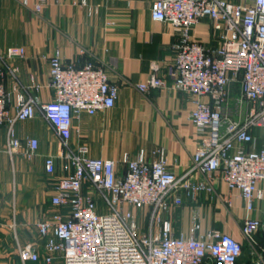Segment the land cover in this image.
Wrapping results in <instances>:
<instances>
[{"label":"built area","instance_id":"obj_1","mask_svg":"<svg viewBox=\"0 0 264 264\" xmlns=\"http://www.w3.org/2000/svg\"><path fill=\"white\" fill-rule=\"evenodd\" d=\"M34 9L40 10V2ZM150 17L172 26V83L190 95L188 118L200 137L181 174L168 167L162 147L152 151L151 161L142 153L135 158L124 153L115 161L70 144L73 117L112 107L118 94L101 65L82 59L83 49L68 62L59 49L49 56L47 85L53 94L45 101L32 94L39 84L30 77L29 86L21 85L16 68L7 62L23 57L24 48L0 52L5 152L28 160L35 156L37 139L29 137L22 146L14 123L39 112L58 137L66 169L71 168L53 183L54 212L36 222L43 251L38 245H18L21 264H236L242 247L230 234L215 229L199 234L200 225L193 222L188 235H176L164 217L182 203V194L192 199L212 194L217 173L244 201L247 215L240 231L256 244L254 234L263 223L248 213L263 198L257 183L264 179V144L257 147L252 129L264 130V0H152ZM201 20L216 33L215 47L191 33ZM7 75L13 80L11 90L5 88ZM136 86L140 91L164 86L156 65ZM54 165L53 156L44 157L46 173L52 174ZM254 264H262L261 259Z\"/></svg>","mask_w":264,"mask_h":264},{"label":"crops","instance_id":"obj_2","mask_svg":"<svg viewBox=\"0 0 264 264\" xmlns=\"http://www.w3.org/2000/svg\"><path fill=\"white\" fill-rule=\"evenodd\" d=\"M152 0H0V52L10 46L24 48L23 57L7 60L15 67L21 85L29 86L31 78L39 84L32 94L41 101L52 97L47 85L48 58L55 49L65 62L85 56L101 65L109 80L117 85L118 94L112 107L93 114L80 112L72 119L69 142L84 145L93 157L121 159L125 153L135 158L142 153L148 161L152 151L162 147L168 167L181 174L190 165L199 135L188 115L192 108L190 95L172 83L171 48L175 41L168 22L150 17ZM251 2V0H231ZM40 2V10L34 6ZM191 33L207 47H215L218 37L207 20H201ZM156 65L164 86L140 91ZM12 78L6 76L5 88L11 90ZM238 91V85L234 87ZM14 113L11 107L10 114ZM22 146L29 137L37 139L35 156L28 160L21 153L5 152V126L0 125V264H21L18 245H38L42 252L36 222L54 212L50 204L52 186L67 174L57 135L39 112L14 123ZM257 147L264 144V130L253 128ZM54 157V172L44 171L43 160ZM263 198L248 213L264 225V179L257 183ZM182 196V203L164 214L176 235H188L193 222L199 223V234L215 229L250 244L240 231L247 215L245 204L236 190H229L220 177L214 181L212 194L199 193L194 199ZM256 244L264 240L261 228ZM255 260L238 259L236 264H254ZM27 264H34L27 262Z\"/></svg>","mask_w":264,"mask_h":264},{"label":"rangeland","instance_id":"obj_3","mask_svg":"<svg viewBox=\"0 0 264 264\" xmlns=\"http://www.w3.org/2000/svg\"><path fill=\"white\" fill-rule=\"evenodd\" d=\"M264 229V225H263ZM261 228L255 232L254 238L259 237ZM242 252H241V259H245L248 261L256 260L257 258H260L262 261V264H264V240L262 242L257 244H241Z\"/></svg>","mask_w":264,"mask_h":264},{"label":"water","instance_id":"obj_4","mask_svg":"<svg viewBox=\"0 0 264 264\" xmlns=\"http://www.w3.org/2000/svg\"><path fill=\"white\" fill-rule=\"evenodd\" d=\"M263 260H264V258H263Z\"/></svg>","mask_w":264,"mask_h":264}]
</instances>
